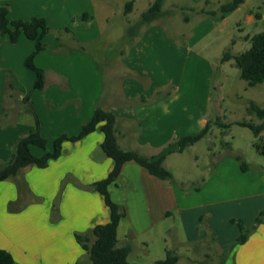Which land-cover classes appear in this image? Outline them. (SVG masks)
<instances>
[{
    "label": "crops",
    "instance_id": "0c3cea01",
    "mask_svg": "<svg viewBox=\"0 0 264 264\" xmlns=\"http://www.w3.org/2000/svg\"><path fill=\"white\" fill-rule=\"evenodd\" d=\"M128 1L0 0V6L9 5L10 19L45 18L50 32L43 40L48 45H57L58 31L68 28L62 41L70 47L79 41L87 48L39 52L35 63L45 70L46 82L43 89H34L35 74L25 62L35 41L21 34L12 42L0 32V163L8 160L23 134L35 130L30 105L47 139V149L32 145L31 151L43 156L60 135L79 134L99 103L117 116L122 148L165 156V163L178 151L179 138L199 133L210 120L211 56L216 52L221 60L225 48L234 54L244 52L251 37L264 30V23L259 25L264 21V0H244L223 17L203 15L200 9L218 10L230 0H165V15L143 26L132 44H125L127 27L154 0L139 8L138 0H133V10L126 14ZM176 7L194 15L184 20L187 24L195 20L186 29L187 43L179 36L184 32H175L166 23ZM136 10L138 14L130 19ZM243 11V16L229 21ZM9 98L12 104L16 100L22 104L19 112L11 102L7 104ZM103 140L104 133L97 129L78 141H65L60 157L48 166H27L17 176L0 181V247L17 262L92 264L75 234L110 219L102 194L90 186L107 177L114 166L101 148ZM230 157L222 153L210 162L208 156V177L189 191L159 179L135 161L123 165L109 190L126 210L117 234L121 243L131 236L130 261L154 264L167 249L177 252V246L204 241L207 230L200 229L199 220L204 214L217 235L218 251L240 234L233 218L243 219L248 228L254 226L264 212V166L244 171L237 158ZM159 249L162 255L155 253ZM233 261L264 264V223L236 246L226 264Z\"/></svg>",
    "mask_w": 264,
    "mask_h": 264
},
{
    "label": "trees",
    "instance_id": "16d2710c",
    "mask_svg": "<svg viewBox=\"0 0 264 264\" xmlns=\"http://www.w3.org/2000/svg\"><path fill=\"white\" fill-rule=\"evenodd\" d=\"M205 1L208 3L209 0ZM164 2L165 0H154L149 8L142 12L137 22L127 27L125 31V44H132L139 36V31L143 26L165 15V11L163 10ZM243 2L244 0H230L229 2L221 4L218 10H206L205 8H201L200 12L207 16L223 17L227 12L235 10ZM133 6V0L126 3V14L133 10ZM8 14L9 5L0 6V32L2 34H7L12 42L18 41L21 34L35 41V49L27 57L25 62L26 66L35 74L34 89H43L46 82L45 70L35 63V57L39 52L46 49L55 53L73 52L76 49L86 51L87 49L86 46L79 41L76 42V46L74 47H70L62 41L63 33L70 32L68 28H63L58 31L57 36L59 43L57 45H48L43 40L45 35L50 32V27L45 18L32 17L28 20L10 19ZM184 20L189 21V16H185ZM120 53H122V51H120ZM221 60H234L241 70L242 78L246 80L250 86L263 83L264 30L251 37V46L246 51L234 54L229 48L224 52ZM25 100L27 102L29 101V95L25 97ZM247 107L250 112L257 115L261 122L256 124L244 120L237 123L250 128L255 137L259 139L264 135V107L254 100H251ZM28 111L33 116L35 130L23 134L19 138L8 160L0 163V181L17 176L22 169L27 166H48L51 160L60 157L65 141H78L97 129H100L104 133V140L101 143V148L108 157L113 159L114 166L107 177L93 182L90 186L102 194L104 202L110 211V219L107 223L95 225L89 231L77 232L75 237L82 248L89 254V259L92 264H149L137 263L129 260V255L133 251V246L130 243L131 236H128V239L124 243L119 241L117 231L121 220L126 215V210L123 205L118 204L112 199L109 186L118 179L122 167L127 161H135L144 167L150 174L155 175L167 183H174L173 173L164 164L165 156H149L135 149L122 148L118 141L117 116L111 110L101 106L100 103L97 105L93 117L82 125L79 134L74 136H69L67 134L60 135L54 140L52 150L47 151L43 156H36L32 153L31 146L36 145L43 149H47V139L41 134L40 119L31 105ZM216 124L226 129L231 126V124L222 123L220 119L216 120ZM211 128L212 123L209 120L199 133L179 138L177 141L178 151L183 152L189 146L199 142L210 132ZM261 149L264 152V147ZM236 158L240 161L241 168L244 171L249 169V165L246 161L240 156H236ZM53 211L58 213L56 204L53 206ZM200 219L202 222L200 224V229L207 230V236L204 241H196L194 245L197 248L201 245L212 247L213 250H216L217 235L215 231L209 224L205 215H202ZM232 222L237 223L240 229V234L235 242L220 251L216 250L217 252L215 254H205V257L210 259H218V264H226L236 246L245 243L252 232L255 231L260 224L264 223V212L256 218L255 224L251 228H248L244 221L239 218H233ZM179 259L180 255L176 251L167 249L166 256L154 261V264H177ZM201 262L203 264H208L202 259ZM0 264L21 263L16 261L10 251L0 247ZM75 264H84V262H77ZM232 264H236L235 261H233Z\"/></svg>",
    "mask_w": 264,
    "mask_h": 264
},
{
    "label": "rangeland",
    "instance_id": "374dc122",
    "mask_svg": "<svg viewBox=\"0 0 264 264\" xmlns=\"http://www.w3.org/2000/svg\"><path fill=\"white\" fill-rule=\"evenodd\" d=\"M145 1L146 0H138L139 5L137 8L143 7L141 5L142 3H145ZM170 7L171 6H169V8ZM172 11L173 15L169 19L170 21L168 20L166 23L169 26H172L171 29L175 30V32H184L179 36L183 42L187 43L186 39L188 38V34L186 33V29L190 28V25H192L195 20L193 19L189 24L185 23L184 17L188 16V14L191 15L190 10L182 11L180 8L176 7L172 8ZM135 14H138V10H136L133 15H130V19L135 17ZM244 14V11L237 12L229 18V21L233 22L235 21L234 19L243 16ZM191 16L194 15L192 14ZM165 20L166 19L164 18V21ZM262 23H264V21H261L259 25ZM227 49L229 48H225L222 53L219 52L218 55L221 53L219 57H223L224 52ZM216 55L217 53L215 52V54L211 56V61L214 63L212 80L213 95L211 98L209 116L212 128L203 139L197 142L196 145L194 144V147L186 148L183 152L177 151L170 154L164 163L173 173L175 182L172 184L180 190H196V187L202 185L203 180L208 177L210 173L207 167L208 156L209 161L213 162L216 157L225 153L227 158H231V155L235 157L240 156L247 162L249 169L251 167L264 166V152L261 149L264 147V135L257 139L250 128L237 123L244 120L256 124L261 122L255 113L248 110L247 106L251 100H254L264 107V82L255 86H250L247 81L242 78L241 70L234 60L222 61L220 58H217L218 56ZM103 63L107 64V61L104 59ZM198 70L199 69H197V71ZM38 94L44 93L39 92ZM198 100L201 101V96L198 97ZM8 102H11L10 98L7 99V104ZM21 106L22 104L17 100L14 104L11 102V107H14L18 112L20 111ZM217 119H220L222 123L231 124L230 128L226 129L219 127L216 124ZM175 215L178 225L181 226L180 214L177 213ZM205 216L208 219L209 216ZM199 220L201 224V219ZM195 243L196 242L189 245L177 246V253L182 260L181 264H189V262L203 264L201 259L208 264H218V259L205 257L206 253L212 255L217 252L216 250H213L212 247L201 246L199 244L197 245L200 247L197 248L194 245ZM155 253H160L159 255H162L163 252L159 249V251H156ZM143 257L145 259L144 254ZM140 261L139 263H142Z\"/></svg>",
    "mask_w": 264,
    "mask_h": 264
}]
</instances>
